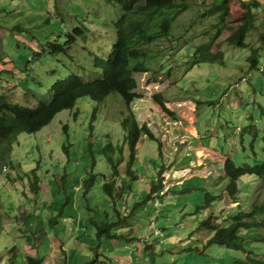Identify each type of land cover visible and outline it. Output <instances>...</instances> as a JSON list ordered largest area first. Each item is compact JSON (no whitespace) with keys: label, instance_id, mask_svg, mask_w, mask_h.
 <instances>
[{"label":"rangeland","instance_id":"374dc122","mask_svg":"<svg viewBox=\"0 0 264 264\" xmlns=\"http://www.w3.org/2000/svg\"><path fill=\"white\" fill-rule=\"evenodd\" d=\"M238 1L250 0L233 3V19L241 16ZM257 1V30L249 34L250 47L222 44L223 64L195 61V46L215 32L211 26L216 19L199 18L208 0H189L190 8L175 23L171 39L151 46L156 55L148 63L151 71L135 76V92L139 99L144 98L139 102L150 108L146 122L136 118L134 109L132 112L139 125L163 116V126L154 125L153 132L147 125L158 141L141 138L133 169L148 177V183H131L128 178L125 198L129 209L124 205L122 212L132 213L126 223L111 231L117 235L124 228L119 240L126 241L128 250L116 253L115 246L109 245L113 254L106 259L101 252L102 264H110L111 259L114 264L117 256L129 257L131 264H233L235 258H242V252L210 244L215 233L199 228L211 216L214 223L224 225L228 217L248 210L253 202L264 204V183L252 176L239 179L238 202H231L225 173L228 159L237 167L255 166L264 159V0ZM120 14V8L107 0H0V67L7 69L0 74V96L34 107L49 100L53 83L72 73L85 81L100 77L102 71L95 67V60L112 53L113 23ZM256 48L261 50L259 69H250L247 58ZM156 95L161 96L167 113L155 101ZM127 113L125 101L117 93L102 102L80 98L74 109L59 113L40 132L20 134L11 154L0 163V203L9 210L21 207L25 215L35 209L48 232L49 224L44 223L54 220L56 233L50 237L67 244L73 253L70 260L79 259V252L86 254L87 250L79 249L77 234L72 238L68 231L69 222L78 221L82 214L95 232L98 228L91 224L95 218L99 225L109 223L103 210L112 199L102 186L106 179L112 180L108 157L128 161L121 123ZM168 121L177 123L171 127ZM188 128L194 134H180ZM110 144L113 152L106 153ZM165 148L169 167V173L163 175L166 195L159 198L158 207L151 199L135 208V193L146 199L147 187L159 179L158 168L165 165L159 152ZM148 171L155 176L145 175ZM30 196L32 200L27 198ZM84 196L92 197L87 201ZM114 216L112 212L111 221L118 220ZM16 222L21 227L26 218ZM152 228L158 230L156 237ZM1 237L3 242L11 240L7 235ZM33 238L40 236L35 233ZM109 241L103 238L101 251L107 250ZM94 258L90 255V264L95 263Z\"/></svg>","mask_w":264,"mask_h":264},{"label":"trees","instance_id":"16d2710c","mask_svg":"<svg viewBox=\"0 0 264 264\" xmlns=\"http://www.w3.org/2000/svg\"><path fill=\"white\" fill-rule=\"evenodd\" d=\"M120 8V16L113 23L115 42L112 53L106 58L97 57L95 67L102 75L94 80L85 81L76 74H70L65 79L57 80L50 87V98L41 101L37 106L20 105L10 100L9 96H0V163L11 154L13 145L20 134H36L47 127L62 111L74 109L78 99L88 97L95 102L104 101L110 94L117 93L125 101L128 113L121 123L126 132V143L129 149L127 176L134 180L133 163L139 154L140 140L147 137L156 140L146 124L139 125L132 112L131 105L139 96L135 92L137 74L151 71L148 63L156 58L151 46L161 40H170L174 25L186 11L189 10V0H107ZM236 0H208V6L199 18H214L216 23L211 26L214 34L209 40L195 46V61L200 63H224L222 44L230 47L249 48V34L257 30L259 1H238L241 16L232 18L233 3ZM264 11V8H263ZM79 31V30H78ZM227 35L219 42L220 38ZM251 36V35H250ZM57 50H63L58 45H52ZM218 48V51L214 50ZM260 51L252 49L247 58L250 69H259ZM155 101L164 112H168L161 96H155ZM171 117L175 115L169 113ZM161 147V143L159 142ZM105 152H113V146L107 145ZM264 152V148H263ZM124 161H115L108 157L112 180L106 182L102 189L108 196H116L115 190L123 189L117 186L118 167ZM225 173L229 180L226 195L231 202H238L239 184L243 176H252L264 183V159L255 166H235L231 160L225 162ZM163 179H158L150 186L148 197L141 203L144 205L153 195L164 188ZM117 186V188H116ZM101 189V190H102ZM103 191V192H104ZM164 197V196H162ZM161 197H158V199ZM155 205V204H154ZM118 220L103 226L96 224L98 238L116 239L111 234L114 227L126 223L127 216L116 213ZM215 218L209 217L200 224V230L205 229L215 233L209 243L220 245L234 251L242 252V258H235L233 264H264V204L253 202L248 210L238 212L228 217L223 224L214 223ZM26 264H43L42 259L28 257Z\"/></svg>","mask_w":264,"mask_h":264},{"label":"crops","instance_id":"0c3cea01","mask_svg":"<svg viewBox=\"0 0 264 264\" xmlns=\"http://www.w3.org/2000/svg\"><path fill=\"white\" fill-rule=\"evenodd\" d=\"M2 72H7V69H1L0 67V74ZM139 100H144V98L142 99H136V101H134L131 105V108L134 109L136 118H142L145 119L143 121L146 122L147 118L146 116H148V112L150 111V108L148 107V105L146 103H140ZM138 101V102H137ZM158 116V115H156ZM163 116L161 119H152V122H148L147 121V125H149L150 129L155 132L156 128L154 127V125L158 128H161V126H163ZM170 121V119H169ZM168 121V124L170 123ZM172 123H170L171 127H173V125H175L174 121H171ZM143 124V123H142ZM152 124V125H151ZM182 130V129H181ZM186 132V133H184ZM180 131V134H194V131H192L191 129H186V131ZM172 133V132H171ZM141 148V147H140ZM166 148L165 151L163 149H161V151L159 152V157L161 158V160H163V163L165 164L164 166L158 168V177L157 179L161 178L164 181V174L166 172L169 173L168 171V164L165 162L167 157V153L166 152ZM127 162L128 161H124L123 163H121L118 167V179H116V183L117 186H122L123 189H119L117 188L118 192L116 196H110L112 199V203L109 204V206L107 205L108 208H104V213L106 216H109V223H114L116 221H111V213L113 212L114 214L117 213V211L119 210V214H121V216H127L129 212L132 213V210H127L128 213L126 214V212H122V209L125 208L124 205L127 206V208L129 209L128 203H127V199L125 198L126 196V190L128 189V185H127V181L129 180L131 183L133 181H136V183L138 182V184H142L148 183V177H143L141 176L139 173H137L134 169V180H131V178H129L127 176ZM122 165H124V170H122ZM134 167V166H132ZM112 172V170H111ZM124 172V173H123ZM148 176H155V172L151 171L149 174V171L145 174ZM129 178V179H128ZM111 179H106V182H109ZM104 183V184H105ZM103 184V185H104ZM134 185V184H132ZM131 185V186H132ZM151 186V185H150ZM166 186V185H164ZM133 187V186H132ZM132 187H129V189H131ZM148 189L150 187H147ZM166 189V188H165ZM102 191V190H100ZM136 197L133 198V202L136 204L135 208L137 207H141V203L145 200V199H140L138 196L140 193H135ZM133 196V195H131ZM45 198H47L46 196H44ZM92 196H84V200L90 201L89 199ZM30 200V197H27ZM100 199L103 200V196H100ZM73 199H70L69 201L72 202ZM1 201V199H0ZM107 201V200H106ZM84 203V202H83ZM83 203L81 204V207L83 206ZM109 203V202H108ZM1 204V203H0ZM90 203L88 204V207H90ZM35 207H37L35 205ZM131 208V207H130ZM21 207L19 208H15L12 210L7 209L4 204H1L0 206V264H26V260L28 257H35V258H39L42 259L43 264H90V255L94 256V260L95 263L94 264H102L100 261V258L104 255H101V252H103L106 257V259L109 258L110 254L113 252L117 253L118 249H123L124 251H127V243L125 242H121V240H119V238L116 239H111V241H109L107 244V250L105 251H101L100 250V246L103 244V238H98L96 236V232L95 230L89 229L88 226V220L87 218L84 219L83 215L81 214L79 216L78 221L73 220L71 222H69L70 227L68 229V231L70 232V235H74L77 234V245L79 246V249H86L87 252L86 254H81L79 252V259L74 258L73 260H70V257L73 255V253H70L67 250V244H64L61 241H57L55 240V237H50L52 234H54V232L56 233V229L54 227H52V225H55L56 222L53 220L50 223H44V226H46V224H49V232L46 231V229L43 228V221L41 222L40 219L43 217H39V215H36L37 211L35 209L32 208V211H30L31 213H29V215H25L24 213H21ZM89 210V209H88ZM92 210V209H90ZM87 210H85L86 212ZM97 212V211H96ZM42 213H40V216ZM103 214L101 216H103ZM55 214H53L54 217ZM48 216H50L48 214ZM90 215L86 214V217H89ZM98 216V215H97ZM119 217V216H118ZM117 215L114 216V218L118 219ZM24 218H26V223L23 224L20 227L21 222H16L17 220H23ZM29 220V222L33 223L32 225L30 223H27V221ZM65 220V219H64ZM63 220V221H64ZM108 223V224H109ZM18 224V225H17ZM91 224L95 227L96 224H98L97 219L95 218L93 221H91ZM24 225V228H23ZM51 225V227H50ZM123 227L118 229V237H123V235H121V233L123 232ZM54 231V232H53ZM154 231V236L156 237L158 234V230H153ZM35 233L40 236V238H33V236L35 235ZM3 235H7L9 236V238H11L10 241L7 242H3L1 241ZM116 235V234H115ZM125 238H129L127 235L124 236ZM146 236H144V241H147V239H145ZM32 238V239H31ZM73 238V236H72ZM148 238V237H147ZM151 239V236L149 237ZM19 239L18 242H16ZM131 239V238H130ZM134 240V239H133ZM112 245L115 249L114 251H110V249H108V246ZM134 254V252L132 253ZM141 255H143L142 252H140ZM149 255H151L149 253ZM129 257H116L114 264H131L132 261H129ZM110 264H113L112 259L109 260Z\"/></svg>","mask_w":264,"mask_h":264},{"label":"built area","instance_id":"2783aa9c","mask_svg":"<svg viewBox=\"0 0 264 264\" xmlns=\"http://www.w3.org/2000/svg\"><path fill=\"white\" fill-rule=\"evenodd\" d=\"M164 194H165V191H160V192L154 194V196H153L155 199L154 204L156 207H158L160 205V201H159L158 197H162V196H164Z\"/></svg>","mask_w":264,"mask_h":264},{"label":"clouds","instance_id":"9594fccd","mask_svg":"<svg viewBox=\"0 0 264 264\" xmlns=\"http://www.w3.org/2000/svg\"><path fill=\"white\" fill-rule=\"evenodd\" d=\"M162 184H163V181H162ZM163 186H164V184H163ZM160 191H165V193H166V189H165V186H164V188L163 189H161ZM159 191V192H160ZM166 194H164V196H165ZM154 230V228H152V231Z\"/></svg>","mask_w":264,"mask_h":264}]
</instances>
